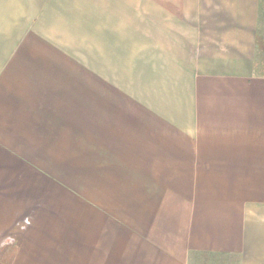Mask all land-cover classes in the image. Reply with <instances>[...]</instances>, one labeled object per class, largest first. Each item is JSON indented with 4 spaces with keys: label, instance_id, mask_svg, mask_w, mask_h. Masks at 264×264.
Here are the masks:
<instances>
[{
    "label": "crops",
    "instance_id": "0c3cea01",
    "mask_svg": "<svg viewBox=\"0 0 264 264\" xmlns=\"http://www.w3.org/2000/svg\"><path fill=\"white\" fill-rule=\"evenodd\" d=\"M264 0H0V264H264Z\"/></svg>",
    "mask_w": 264,
    "mask_h": 264
},
{
    "label": "rangeland",
    "instance_id": "374dc122",
    "mask_svg": "<svg viewBox=\"0 0 264 264\" xmlns=\"http://www.w3.org/2000/svg\"><path fill=\"white\" fill-rule=\"evenodd\" d=\"M253 139L260 141L261 139H264L263 135H253Z\"/></svg>",
    "mask_w": 264,
    "mask_h": 264
}]
</instances>
